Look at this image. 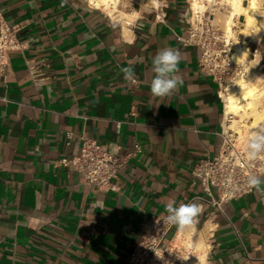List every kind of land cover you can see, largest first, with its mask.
<instances>
[{
	"label": "crops",
	"instance_id": "0c3cea01",
	"mask_svg": "<svg viewBox=\"0 0 264 264\" xmlns=\"http://www.w3.org/2000/svg\"><path fill=\"white\" fill-rule=\"evenodd\" d=\"M0 8L17 29L0 75V264H128L145 223L173 202L201 205L194 226L211 245L204 263L264 264V191L219 207L191 183L194 165L219 151L226 116L219 84L200 67L203 48L181 39L191 0L138 6L125 25L87 0ZM165 47L182 53L183 85L158 98L151 61ZM255 59L264 77V28L250 42L247 61ZM130 63L134 82L120 72ZM84 137L126 160L117 190L57 163L78 154Z\"/></svg>",
	"mask_w": 264,
	"mask_h": 264
},
{
	"label": "built area",
	"instance_id": "2783aa9c",
	"mask_svg": "<svg viewBox=\"0 0 264 264\" xmlns=\"http://www.w3.org/2000/svg\"><path fill=\"white\" fill-rule=\"evenodd\" d=\"M213 15L212 12H208V15L206 11L199 12L195 19L190 20L187 34L181 39L188 44H197L203 48L200 67L213 76L222 90L231 83L240 66L230 61L232 42H228L223 31L214 24ZM16 32L15 26L5 20L0 8V75L9 63L10 51L17 44ZM223 103L226 106L224 98ZM225 115L223 143L219 151L213 156L201 158L194 165L191 182L192 185L202 186L209 195V201L219 207L224 201L254 191L249 190L247 186V178L250 174L264 175V154L259 155L255 160H249L245 151L246 142L238 145L239 132L231 127L232 114L227 115L225 112ZM260 128H264V121L260 123L258 129ZM139 149L140 146L136 145L135 151L130 154H135ZM125 161L96 138L84 137L78 154L60 158L57 163L78 170L89 183L117 190L119 186L116 179ZM165 217L166 214H163L145 223L142 237L128 257V264L200 263L196 259L198 252L194 243L192 245L172 243L178 229L169 224ZM198 237L199 233L195 229L193 239ZM206 242L207 260L211 245L208 240Z\"/></svg>",
	"mask_w": 264,
	"mask_h": 264
},
{
	"label": "bare ground",
	"instance_id": "6f19581e",
	"mask_svg": "<svg viewBox=\"0 0 264 264\" xmlns=\"http://www.w3.org/2000/svg\"><path fill=\"white\" fill-rule=\"evenodd\" d=\"M92 6L101 8L114 19L121 21L124 25L127 21L135 19L140 9L126 10L119 6L121 0H87ZM143 8H157L160 0H134ZM218 3L227 5L226 10L216 11L217 16L213 21L223 29L228 42H232L229 59L236 66H240L237 74L232 78L230 84L222 88L221 95L225 100L226 114H232L231 127L239 132L238 145L247 141L250 133L257 130L260 123L264 121V77L257 74V60L248 63L250 54V42H258L264 28V0H191L192 19L199 12L209 6H217ZM214 16V15H213ZM243 16V25L236 28L238 17ZM238 31L247 35L239 38ZM245 36V35H244ZM262 38V37H261ZM235 40V41H234ZM259 59V58H258ZM249 60V59H248ZM195 226L177 231L174 242L178 245H192L199 255V264H204L206 259V232L199 234L193 239ZM204 250V252L202 251Z\"/></svg>",
	"mask_w": 264,
	"mask_h": 264
},
{
	"label": "clouds",
	"instance_id": "9594fccd",
	"mask_svg": "<svg viewBox=\"0 0 264 264\" xmlns=\"http://www.w3.org/2000/svg\"><path fill=\"white\" fill-rule=\"evenodd\" d=\"M182 60V53L175 48L165 47L157 51L152 58L153 78L150 82V95L163 98L172 95L183 85V80L178 75L179 64ZM123 78L126 81L134 82L136 74L134 66L130 63L128 66L120 69ZM245 151L249 160H255L261 154H264V128L253 130L247 138ZM249 190L264 191V177L255 173L247 178ZM203 211L201 205L190 202H181L178 206L175 202L168 203L165 207L166 221L177 227L178 231H184L194 226L198 216Z\"/></svg>",
	"mask_w": 264,
	"mask_h": 264
},
{
	"label": "rangeland",
	"instance_id": "374dc122",
	"mask_svg": "<svg viewBox=\"0 0 264 264\" xmlns=\"http://www.w3.org/2000/svg\"><path fill=\"white\" fill-rule=\"evenodd\" d=\"M119 6L121 7V8H123V9H126V10H134V9H136V7H138V6H140V4L138 3V2H136V1H134V0H121L120 1V4H119ZM219 8H221L222 10H226V8H227V5H224V4H221V3H218L217 4V6L215 5V6H209V7H207L204 11H206V14L208 15V12H212L213 14H214V16H212V17H215V16H217V14H216V11L217 10H219ZM218 12V11H217ZM237 25H236V28H238V26H241V23L244 21V20H238V18H237ZM214 22V24H216L217 26H218V28H220L221 29V31L223 30L222 28H221V26L218 24V23H216L215 21H213ZM238 33H239V31H238ZM238 36H239V34H238ZM247 36V35H246ZM241 36H239V38H240ZM241 38H243V37H241ZM244 39V38H243ZM235 41V40H234ZM231 51V50H230ZM230 55V54H229ZM248 59H249V56H248ZM203 252H204V250H202ZM198 255H199V252H198Z\"/></svg>",
	"mask_w": 264,
	"mask_h": 264
}]
</instances>
